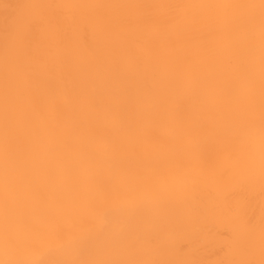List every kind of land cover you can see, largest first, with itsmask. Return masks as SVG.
Wrapping results in <instances>:
<instances>
[{
    "label": "snow or ice",
    "instance_id": "obj_1",
    "mask_svg": "<svg viewBox=\"0 0 264 264\" xmlns=\"http://www.w3.org/2000/svg\"><path fill=\"white\" fill-rule=\"evenodd\" d=\"M0 264H264V0H0Z\"/></svg>",
    "mask_w": 264,
    "mask_h": 264
},
{
    "label": "bare ground",
    "instance_id": "obj_2",
    "mask_svg": "<svg viewBox=\"0 0 264 264\" xmlns=\"http://www.w3.org/2000/svg\"><path fill=\"white\" fill-rule=\"evenodd\" d=\"M179 239V238H178Z\"/></svg>",
    "mask_w": 264,
    "mask_h": 264
}]
</instances>
